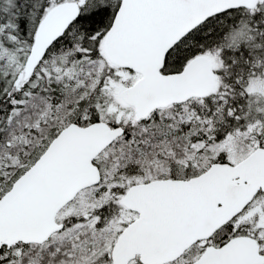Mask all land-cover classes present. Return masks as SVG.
Returning a JSON list of instances; mask_svg holds the SVG:
<instances>
[{"label": "snow or ice", "instance_id": "6c2138e0", "mask_svg": "<svg viewBox=\"0 0 264 264\" xmlns=\"http://www.w3.org/2000/svg\"><path fill=\"white\" fill-rule=\"evenodd\" d=\"M0 264H264V0H0Z\"/></svg>", "mask_w": 264, "mask_h": 264}]
</instances>
